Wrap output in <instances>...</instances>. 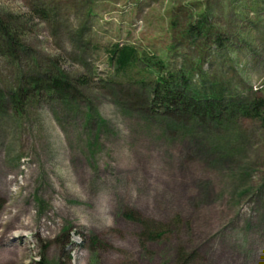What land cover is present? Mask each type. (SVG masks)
<instances>
[{"label":"rangeland","instance_id":"374dc122","mask_svg":"<svg viewBox=\"0 0 264 264\" xmlns=\"http://www.w3.org/2000/svg\"><path fill=\"white\" fill-rule=\"evenodd\" d=\"M0 11L24 20L20 58L0 57L3 89L61 76L81 94L0 114V264H264L263 125L148 119L105 82L111 50L131 45L174 66L201 58L208 84L264 99V0H0ZM202 17L225 47L198 54L174 38V18ZM130 73L154 80L142 64ZM124 211L166 234L148 242Z\"/></svg>","mask_w":264,"mask_h":264},{"label":"trees","instance_id":"16d2710c","mask_svg":"<svg viewBox=\"0 0 264 264\" xmlns=\"http://www.w3.org/2000/svg\"><path fill=\"white\" fill-rule=\"evenodd\" d=\"M48 12L47 9L39 11L44 19H47ZM207 20V17L188 18V22L179 28L178 24L180 23L174 18L171 21L172 34L174 38L182 39L181 44H185L189 48V44L197 47L198 54L206 52L208 44L222 49L225 47L226 40L221 36L217 37L219 32L208 27ZM23 23L22 16L0 11V57L10 61H17L20 58V53L24 49L21 38ZM199 44L202 45L198 46ZM194 47L193 49H195ZM168 49L174 52L173 47ZM189 60L191 59H187V61ZM202 61L203 59L199 58L196 63H182L174 66L170 61L157 57H153V60H145L144 54L134 46L116 45L110 52V64L115 71L114 79L105 82L115 85L117 89L120 88L122 97L130 102L128 105L116 97V104L129 111L144 115L148 119L156 115H160V117L166 115L174 124L184 125L198 122L204 126H212L210 121L218 123L229 119L228 117L241 116L257 120L264 127V99H239L238 96H231L232 92L226 87L216 88L212 81H209L210 84H208L202 76ZM138 64H142L143 70L154 77L152 82H147L145 78L130 77V72ZM198 80L208 84L209 88L198 86ZM82 86H87L84 79ZM127 87L137 89L140 93H130L127 91ZM76 90L77 86H71L61 76H48L45 79L38 78L36 80L29 78L26 85H24V78L21 77L18 85H13L8 90L3 89L0 84V114L10 109L21 114L23 99L31 98L33 95L40 96L43 93L52 97L54 95L55 98L66 103H72L77 101L81 95ZM177 105L184 109L180 111L181 115L174 113L177 110ZM9 106L10 109H7ZM122 217L129 222L141 224L142 236L148 242L157 241L166 234V227L163 224L141 220L132 211L122 212Z\"/></svg>","mask_w":264,"mask_h":264}]
</instances>
